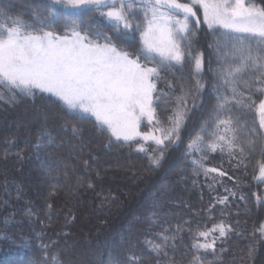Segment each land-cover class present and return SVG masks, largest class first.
I'll return each mask as SVG.
<instances>
[{
  "label": "trees",
  "instance_id": "1",
  "mask_svg": "<svg viewBox=\"0 0 264 264\" xmlns=\"http://www.w3.org/2000/svg\"><path fill=\"white\" fill-rule=\"evenodd\" d=\"M246 1L264 6L262 0ZM47 3L5 0L10 10L0 16V24L15 27L12 20L19 18L33 25L25 28V34L43 35L47 31L66 35L63 19L51 27L36 22L35 16L44 19L51 11ZM176 18L183 20L184 16ZM137 19L146 24L142 13ZM99 21L103 31L111 34L107 22L103 18ZM188 22L190 33L181 44L186 48L190 43L193 56L203 53V71L197 73L195 60L186 59L183 67L176 66L174 74H164L165 79L157 81V89L162 90L153 93L161 95V101L153 105L161 121L157 127L171 126L168 117L177 109L175 97L182 94L180 85L184 91L191 90L180 139L162 149L158 166L149 159V155L160 156L153 142L139 137L132 142L118 141L106 126L97 128L94 116L68 109L49 93L33 89V96H25L13 89L16 99L10 100L12 92L0 85L4 97L0 99V264H156L157 259L165 264L163 256L157 257L146 243H162L157 234L165 229L164 235L177 236L175 241L169 240L170 245L176 244L175 254L171 247L165 251L175 264H188L198 254L190 247L196 233L221 223L233 231L226 239H217L214 252L204 254L201 250L199 254L205 257L202 264H264V176L259 172L264 155L258 148L237 168V160L226 149L211 151L207 147L216 142L215 123L209 119L217 103L216 89L231 95L220 74L238 60L233 58L227 30L219 26L209 29L199 13ZM91 23L96 24V20ZM85 28L77 30L85 34ZM87 35L96 43H106L97 40L94 31ZM113 43L120 51L134 53L143 42L137 32L134 41L114 38ZM139 61L142 66H156L143 55ZM253 75L249 70L235 78L239 91H245L243 82H250ZM197 80L204 89L193 107ZM254 99L256 106L243 119L248 126L259 128L258 104L264 97ZM227 107L238 114L234 103ZM73 125L80 131L74 133ZM153 126L143 122L141 133L152 131ZM42 132L45 137L41 142ZM240 136L244 137L243 131ZM193 141L196 143L189 148ZM38 143L39 149L35 147ZM137 144L148 153L137 151ZM214 168L218 171H211ZM225 196L227 201L219 203ZM218 236L214 233L207 242ZM201 242L206 241L202 238Z\"/></svg>",
  "mask_w": 264,
  "mask_h": 264
},
{
  "label": "snow or ice",
  "instance_id": "2",
  "mask_svg": "<svg viewBox=\"0 0 264 264\" xmlns=\"http://www.w3.org/2000/svg\"><path fill=\"white\" fill-rule=\"evenodd\" d=\"M0 5H5V0H0ZM198 5L204 8V22L209 29L219 26L227 30L228 39L232 42L233 58L238 60V64L229 66L220 74L222 84L231 95H222L219 88L216 89L217 103L209 117L215 123L213 136L216 142L207 147L211 151L226 149L228 155L237 160L236 167L239 168L258 148L264 155V99H259L258 104L261 116L259 128L248 126L243 119L247 111L256 106L254 97H264V6L246 4L245 0H235L234 4L231 0H218L209 11L204 0H192L191 4H183L178 0H48L47 8L51 11L44 19L35 16L36 22L51 27L56 21L63 19L66 35L57 36L47 31L43 35L25 34V28L33 25L25 24L19 18L12 20L15 27L6 28L0 24V85L12 92L10 100L16 99L13 89H18L25 96H33V89L49 93L62 101L68 109L94 116L97 128L103 130L106 126L118 141L122 138L126 142H132L139 137L143 141L153 142L157 145L154 151H160V156L149 155V159L154 166H158L163 159L162 149L180 139L181 126L190 110L187 104L191 90L184 91V85H180L182 94L175 97L177 109L173 116L168 117L171 125L168 127L156 126L161 125V121L157 118V109L153 105L161 101V95L154 96L153 93L162 92L156 87L157 81L164 80V74H174L176 66L183 67L186 59L195 60L197 73L203 71V53L193 56L191 44L186 48L181 44L182 40L188 38V21L190 17L196 16L194 8ZM6 9L10 10V7L5 5L0 8V16L5 15ZM138 13L143 14L146 24L137 19ZM180 14H183V20L176 18ZM99 18L107 22L111 34L103 31ZM93 19L96 24L91 23ZM199 23L197 19L196 24ZM79 28H85V34L78 31ZM90 31H94L97 40L102 39L106 43L93 41L87 35ZM137 32L143 43L134 53L120 51L113 43L114 38L124 42L134 41ZM217 47H221L219 41ZM152 53L158 54V58ZM133 55L136 59L132 58ZM142 55L156 66H142L139 61ZM249 70L254 73L253 78L250 82H243L245 91H239L234 83L235 78L247 74ZM167 84L170 89L173 88L171 81ZM196 85L193 107L204 89L199 80ZM162 94L168 96V93ZM3 98L0 93V99ZM233 103L238 114H233V108L227 107ZM166 108L167 104L164 110ZM222 115L226 118L221 119ZM142 118L147 119L149 125H154L152 131H138ZM72 131L77 133L80 130L73 125ZM241 131L244 133L243 138L240 136ZM44 137L45 133L42 132L41 142ZM47 138L51 140L50 136ZM203 139L199 137L201 142ZM195 143L193 141L188 147L192 148ZM35 147L39 149L40 144ZM136 150L148 153V149L141 144H137ZM88 166L85 162V167ZM211 171L218 170L214 168ZM259 172L264 176V161L259 164ZM220 174L226 175L223 172ZM232 195L235 196V193ZM227 199L225 196L219 203H225ZM240 199L243 200L244 197L241 196ZM180 231L178 227L177 233ZM232 231L231 226L223 223L209 231H198L190 246L198 254L192 256L188 264H202L205 257L199 254L201 250L204 254L209 250L214 252L217 239H226ZM164 232L157 234L162 243H146L157 257L163 256L165 264H175L173 257L165 249L171 247L175 254L176 244L170 245L169 240L175 241L177 236L174 234L168 237ZM216 232L219 236L207 242ZM202 238L206 242H201ZM156 264H161V260L157 259Z\"/></svg>",
  "mask_w": 264,
  "mask_h": 264
},
{
  "label": "rangeland",
  "instance_id": "3",
  "mask_svg": "<svg viewBox=\"0 0 264 264\" xmlns=\"http://www.w3.org/2000/svg\"><path fill=\"white\" fill-rule=\"evenodd\" d=\"M178 2L183 3V4H191L192 3V0H178ZM204 3H206L209 6V11H211L212 7L215 6L218 3V0H204ZM231 3L234 4L235 3V0H231ZM245 3L248 4L246 0H245ZM194 11H196V13H199L203 17V19H204V8H203L202 5H198L197 7H195L194 8ZM154 54H156V53H154ZM143 122H148V121L145 118H142L141 119V121L139 123V127H138V131L139 132H141V126H142V123Z\"/></svg>",
  "mask_w": 264,
  "mask_h": 264
}]
</instances>
